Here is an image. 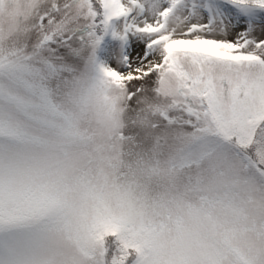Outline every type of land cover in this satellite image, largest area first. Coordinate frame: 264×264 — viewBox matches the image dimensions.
<instances>
[{
  "label": "snow or ice",
  "instance_id": "obj_1",
  "mask_svg": "<svg viewBox=\"0 0 264 264\" xmlns=\"http://www.w3.org/2000/svg\"><path fill=\"white\" fill-rule=\"evenodd\" d=\"M0 264H264V0H0Z\"/></svg>",
  "mask_w": 264,
  "mask_h": 264
},
{
  "label": "rangeland",
  "instance_id": "obj_2",
  "mask_svg": "<svg viewBox=\"0 0 264 264\" xmlns=\"http://www.w3.org/2000/svg\"><path fill=\"white\" fill-rule=\"evenodd\" d=\"M143 42L136 37H130L126 42L114 40L112 37L105 36L96 50L97 60L115 67L117 60L127 56L130 60L137 57Z\"/></svg>",
  "mask_w": 264,
  "mask_h": 264
},
{
  "label": "clouds",
  "instance_id": "obj_3",
  "mask_svg": "<svg viewBox=\"0 0 264 264\" xmlns=\"http://www.w3.org/2000/svg\"><path fill=\"white\" fill-rule=\"evenodd\" d=\"M167 85L168 87H171V86H174V80L171 78V77H167ZM120 95L119 91H117L116 89H111L109 91V96L110 97H118ZM126 101H121L119 104H118V108H122L126 105Z\"/></svg>",
  "mask_w": 264,
  "mask_h": 264
}]
</instances>
